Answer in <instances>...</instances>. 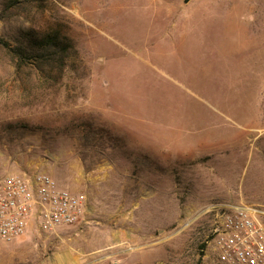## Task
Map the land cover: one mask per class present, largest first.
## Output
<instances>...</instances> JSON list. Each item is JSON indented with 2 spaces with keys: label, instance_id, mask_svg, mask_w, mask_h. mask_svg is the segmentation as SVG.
Wrapping results in <instances>:
<instances>
[{
  "label": "rangeland",
  "instance_id": "1",
  "mask_svg": "<svg viewBox=\"0 0 264 264\" xmlns=\"http://www.w3.org/2000/svg\"><path fill=\"white\" fill-rule=\"evenodd\" d=\"M52 27L63 71L0 46V177H85L87 217L0 243V264H219L210 209L264 214V0H0L11 47ZM83 123L119 142L96 151Z\"/></svg>",
  "mask_w": 264,
  "mask_h": 264
},
{
  "label": "built area",
  "instance_id": "2",
  "mask_svg": "<svg viewBox=\"0 0 264 264\" xmlns=\"http://www.w3.org/2000/svg\"><path fill=\"white\" fill-rule=\"evenodd\" d=\"M87 196L35 170L0 177V243H12L32 229L56 233L86 220ZM208 242L219 264H264L261 211L244 204H217Z\"/></svg>",
  "mask_w": 264,
  "mask_h": 264
},
{
  "label": "trees",
  "instance_id": "3",
  "mask_svg": "<svg viewBox=\"0 0 264 264\" xmlns=\"http://www.w3.org/2000/svg\"><path fill=\"white\" fill-rule=\"evenodd\" d=\"M30 2L31 0H23ZM11 5H18L22 0H10ZM10 9V7H9ZM28 42L20 44L16 47H11L10 43L0 38V46L7 49L15 62L17 69L27 66L28 61H38L47 64L52 69L62 70L67 67V59L71 56L72 45L67 36L55 27L50 28L46 32L29 31L27 34ZM75 128L79 131V139L87 143L94 144V149H99L105 146L114 147L119 139L115 137L110 130H105L96 127L94 124L83 123ZM91 151V150H90ZM82 159L86 163V157L82 154Z\"/></svg>",
  "mask_w": 264,
  "mask_h": 264
},
{
  "label": "crops",
  "instance_id": "4",
  "mask_svg": "<svg viewBox=\"0 0 264 264\" xmlns=\"http://www.w3.org/2000/svg\"><path fill=\"white\" fill-rule=\"evenodd\" d=\"M90 176H87L89 179H92L93 178V176L91 175V174H89ZM83 180L84 181V183H82V182H75V183H73V181H71V182H69L70 183V185H69V187L70 188H72V189H70V190H72L73 191V189H86V187H87V184H86V181H85V177H82V178H78L77 180L78 181H80V180ZM75 192V191H74ZM77 192V191H76ZM77 193H82V192H80V191H78ZM87 196V195H86ZM87 210H88V207H86V217H87Z\"/></svg>",
  "mask_w": 264,
  "mask_h": 264
},
{
  "label": "water",
  "instance_id": "5",
  "mask_svg": "<svg viewBox=\"0 0 264 264\" xmlns=\"http://www.w3.org/2000/svg\"><path fill=\"white\" fill-rule=\"evenodd\" d=\"M190 2V0H184V3L185 4H187V3H189Z\"/></svg>",
  "mask_w": 264,
  "mask_h": 264
}]
</instances>
